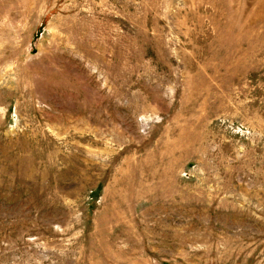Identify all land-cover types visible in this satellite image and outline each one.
<instances>
[{"label": "rangeland", "instance_id": "rangeland-1", "mask_svg": "<svg viewBox=\"0 0 264 264\" xmlns=\"http://www.w3.org/2000/svg\"><path fill=\"white\" fill-rule=\"evenodd\" d=\"M0 264H264V0H0Z\"/></svg>", "mask_w": 264, "mask_h": 264}]
</instances>
